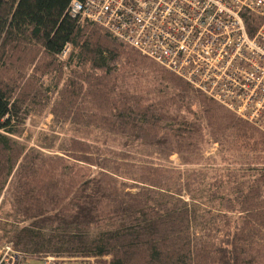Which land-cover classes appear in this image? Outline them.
I'll return each mask as SVG.
<instances>
[{"label": "trees", "instance_id": "1", "mask_svg": "<svg viewBox=\"0 0 264 264\" xmlns=\"http://www.w3.org/2000/svg\"><path fill=\"white\" fill-rule=\"evenodd\" d=\"M72 1L0 0V243L83 264H264V133ZM47 113L73 127L59 153L48 134L21 140Z\"/></svg>", "mask_w": 264, "mask_h": 264}, {"label": "built area", "instance_id": "2", "mask_svg": "<svg viewBox=\"0 0 264 264\" xmlns=\"http://www.w3.org/2000/svg\"><path fill=\"white\" fill-rule=\"evenodd\" d=\"M67 11L105 28L264 133V0H73ZM10 251L12 264H21L23 255Z\"/></svg>", "mask_w": 264, "mask_h": 264}, {"label": "rangeland", "instance_id": "3", "mask_svg": "<svg viewBox=\"0 0 264 264\" xmlns=\"http://www.w3.org/2000/svg\"><path fill=\"white\" fill-rule=\"evenodd\" d=\"M69 52L66 57L63 59L60 58L61 61H66L68 58ZM73 130V127L69 123H61V124H54L52 121V116L47 113L42 119H29L25 128V135L21 139L22 141L26 142L29 144L30 147L33 148H39L40 145L38 144V137L45 133L51 136V139L56 142V147L54 150L47 149L48 151H54V152H61L60 148L62 146V142L65 138L69 137L71 132ZM44 140V138H43ZM48 140L46 141V143ZM217 148H220L218 144H214L209 152H207L208 156L212 153H218ZM47 151V152H48ZM139 154L142 157L149 158V159H155L157 162H161L164 165L170 166V167H175L177 169H185L186 166H183L181 164V160L177 155H173L172 157L166 158L165 153L156 149L155 147H149V148H143L142 150L139 151ZM215 164H210L207 165V167H212L216 168L218 165L219 167H223L224 165L221 164L219 160ZM230 165V164H226ZM5 206V210H9V205L5 204L3 202V198L0 199V208L2 209ZM46 232V231H45ZM14 246L10 243L8 244H1L0 243V261L1 258H6L3 264H12L14 255L10 251V247ZM45 258H50V257H43V258H25L23 256V259L20 258L21 264H46L47 262L44 260ZM55 258L54 264H83L84 261L83 259L80 258H71L69 256L65 257H52ZM92 262L93 259H91ZM17 260L15 261L16 264ZM1 264V262H0ZM94 264V263H93Z\"/></svg>", "mask_w": 264, "mask_h": 264}]
</instances>
